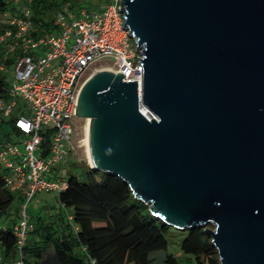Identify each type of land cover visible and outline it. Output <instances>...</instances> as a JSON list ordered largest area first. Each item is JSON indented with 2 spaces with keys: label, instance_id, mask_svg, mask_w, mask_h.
Returning a JSON list of instances; mask_svg holds the SVG:
<instances>
[{
  "label": "water",
  "instance_id": "1",
  "mask_svg": "<svg viewBox=\"0 0 264 264\" xmlns=\"http://www.w3.org/2000/svg\"><path fill=\"white\" fill-rule=\"evenodd\" d=\"M121 10L143 80L100 70L82 86L90 168L122 179L165 224L205 227L220 264H264V0ZM40 264L60 263L51 248Z\"/></svg>",
  "mask_w": 264,
  "mask_h": 264
},
{
  "label": "built area",
  "instance_id": "2",
  "mask_svg": "<svg viewBox=\"0 0 264 264\" xmlns=\"http://www.w3.org/2000/svg\"><path fill=\"white\" fill-rule=\"evenodd\" d=\"M15 2L19 13L10 21L12 28L0 35V44L9 42L21 53L13 82L7 83L8 99H0V124L17 110L12 127L18 133L16 140L10 136L0 141V175L5 187L24 200L14 227L15 264H24V247L33 229L28 204L38 193L66 187L48 175L75 149L72 122L82 86L100 70L120 72L125 82L140 86L144 69L142 52L124 25L122 0H110L102 10L59 13L58 32L41 38L30 35V9L21 0ZM104 59H112V64L95 65Z\"/></svg>",
  "mask_w": 264,
  "mask_h": 264
},
{
  "label": "trees",
  "instance_id": "3",
  "mask_svg": "<svg viewBox=\"0 0 264 264\" xmlns=\"http://www.w3.org/2000/svg\"><path fill=\"white\" fill-rule=\"evenodd\" d=\"M110 0H21L31 12L34 38L48 37L59 30V13H78L81 10H102ZM15 0H0V35L12 28L10 21L19 13ZM4 17V18H3ZM4 21V22H3ZM0 50V99H8L7 82L2 74L4 65L16 61L21 49L9 42ZM3 67V69H2ZM0 124V141L17 136L12 119ZM9 128L3 133L1 128ZM66 187L58 193V202L66 211L68 223L57 217L53 224L32 225L24 247V264H39L52 248L60 264H179L166 253L161 263L151 255L167 251L168 235L176 230L152 215L150 207L137 199L129 185L117 176L89 168L82 181L70 176ZM21 195L8 190L0 175V264L17 261V238L14 227L18 222ZM18 205L13 206L14 203ZM56 228V229H55ZM180 244L182 253L193 257L195 264H220L218 251L205 227L187 228Z\"/></svg>",
  "mask_w": 264,
  "mask_h": 264
},
{
  "label": "rangeland",
  "instance_id": "4",
  "mask_svg": "<svg viewBox=\"0 0 264 264\" xmlns=\"http://www.w3.org/2000/svg\"><path fill=\"white\" fill-rule=\"evenodd\" d=\"M13 1V0H10ZM16 6V2L11 3L12 6ZM4 18V17H3ZM4 22V21H3ZM3 44H0V50L3 51ZM102 64H112V59H104L97 62L95 65L100 66ZM17 62L7 63L4 65V70L2 74L5 76L6 82L11 84L13 82V78L16 72ZM91 72L86 74L85 77H89ZM19 106H22L20 102ZM12 117L8 118L11 119ZM89 119L83 118H74L72 122L73 134L72 141L75 144V149L67 156V160L65 163L61 164L57 168L53 169L52 172L48 175V179H55L57 181L68 180L70 176H77L80 180H84L86 178V172L90 168V161L87 153L88 146L86 145L87 139V126ZM1 131L3 133H8L9 128L2 127ZM14 140H16L15 136H12ZM78 140L80 145L78 147ZM58 193L59 191H51V192H42L38 193L36 197L32 199V201L28 204L27 213L29 215V219L34 227H39L41 224H53V226L57 228V217L65 220V223H68V216L66 211L62 209L60 203L58 202ZM18 205V203H14L13 206ZM55 228V229H56ZM209 229H213V226L209 225ZM188 232L185 230H173L169 233L168 239V249L167 251L155 252L151 255V257L157 262L161 263V259L164 258L165 254H172L175 256L179 262V264H195V261L192 256L182 253L180 250V244L183 239L187 236ZM50 249L46 252V255L43 260H46ZM54 254V252H53ZM55 255V254H54ZM40 264V263H39Z\"/></svg>",
  "mask_w": 264,
  "mask_h": 264
},
{
  "label": "bare ground",
  "instance_id": "5",
  "mask_svg": "<svg viewBox=\"0 0 264 264\" xmlns=\"http://www.w3.org/2000/svg\"><path fill=\"white\" fill-rule=\"evenodd\" d=\"M78 100H79V97H78ZM77 104H78V102H77ZM89 121L90 120H88V126H87V139H86V145L88 146V127H89ZM87 153H88V157H89V161H90V163L92 164V161H91V157H90V153H89V148H87ZM93 165V164H92Z\"/></svg>",
  "mask_w": 264,
  "mask_h": 264
},
{
  "label": "crops",
  "instance_id": "6",
  "mask_svg": "<svg viewBox=\"0 0 264 264\" xmlns=\"http://www.w3.org/2000/svg\"><path fill=\"white\" fill-rule=\"evenodd\" d=\"M41 261H42V260H41ZM41 261H40V262H41Z\"/></svg>",
  "mask_w": 264,
  "mask_h": 264
}]
</instances>
